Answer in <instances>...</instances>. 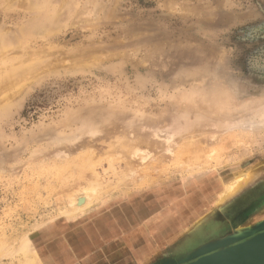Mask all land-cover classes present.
<instances>
[{
  "label": "rangeland",
  "instance_id": "rangeland-1",
  "mask_svg": "<svg viewBox=\"0 0 264 264\" xmlns=\"http://www.w3.org/2000/svg\"><path fill=\"white\" fill-rule=\"evenodd\" d=\"M221 47L264 89V0H0V264L27 247L38 264H162L133 258L135 235L222 219L181 256L263 220L264 141L224 137L192 99Z\"/></svg>",
  "mask_w": 264,
  "mask_h": 264
},
{
  "label": "clouds",
  "instance_id": "clouds-1",
  "mask_svg": "<svg viewBox=\"0 0 264 264\" xmlns=\"http://www.w3.org/2000/svg\"><path fill=\"white\" fill-rule=\"evenodd\" d=\"M231 50L221 47L211 87L192 94L204 105L210 126L224 137L264 141V89L255 88L230 64Z\"/></svg>",
  "mask_w": 264,
  "mask_h": 264
},
{
  "label": "water",
  "instance_id": "water-1",
  "mask_svg": "<svg viewBox=\"0 0 264 264\" xmlns=\"http://www.w3.org/2000/svg\"><path fill=\"white\" fill-rule=\"evenodd\" d=\"M212 242L162 264H264V221L228 240Z\"/></svg>",
  "mask_w": 264,
  "mask_h": 264
},
{
  "label": "crops",
  "instance_id": "crops-1",
  "mask_svg": "<svg viewBox=\"0 0 264 264\" xmlns=\"http://www.w3.org/2000/svg\"><path fill=\"white\" fill-rule=\"evenodd\" d=\"M187 200L188 199H185L184 201H187ZM187 203L188 202H186V204ZM196 204L197 206L193 209L196 211H199L201 205H204V201L201 199V197L198 198V201L196 202ZM184 209H185V213H187L191 209V207L189 206V203L187 204V206L184 207ZM187 220L188 219H186L184 225H182L178 229V231L179 230L184 231L183 228L186 227ZM216 220H213V219L209 221L203 220V221H200L197 225H194V222H193L192 226L190 225L188 226L189 232L188 231H185L183 233L181 232L178 235H176L178 231L175 229H171V228L165 230L164 234L162 235L157 234V236L154 234L152 235L151 238L147 237L146 236L147 234L143 233L144 231H142V234H140L141 237L139 235H135V239H137V243L135 242L133 243V246L135 247V252H133L134 254L132 253V256L133 258L134 257L141 258V261H143V263L154 262L155 258L157 257L159 258L167 257V258H170L169 260L175 261L180 257L179 254L183 249H189L191 247H194L200 242H203L211 237H215L211 233H213V229L215 228V226L222 222L221 221L222 219H219L217 221ZM194 221H197V220L195 219ZM193 228H195V231H193L190 234V231ZM145 237L146 239H144ZM149 248H152V249L149 250ZM132 256L129 257V259H132Z\"/></svg>",
  "mask_w": 264,
  "mask_h": 264
},
{
  "label": "bare ground",
  "instance_id": "bare-ground-1",
  "mask_svg": "<svg viewBox=\"0 0 264 264\" xmlns=\"http://www.w3.org/2000/svg\"><path fill=\"white\" fill-rule=\"evenodd\" d=\"M114 150V149H113ZM117 151V150H116ZM142 151L144 152V150L142 149ZM147 152V151H146ZM120 153V152H119ZM145 153V152H144ZM115 154V153H114ZM104 155V154H103ZM112 155V154H111ZM117 155V154H116ZM88 156H91L88 154ZM124 156V155H123ZM111 157V156H110ZM113 157V156H112ZM144 158V157H143ZM152 158V157H151ZM89 159V158H88ZM91 159V158H90ZM84 160L86 161L85 157ZM96 160V159H94ZM114 160V159H113ZM126 160V159H125ZM87 162V161H86ZM143 165V164H142ZM141 165V166H142ZM145 166V165H144ZM143 166V168H144ZM153 166V164H152ZM158 166V165H157ZM142 168V167H141ZM142 168V169H143ZM155 168V167H154ZM128 171V170H127ZM124 172V171H123ZM147 173V172H146ZM247 171L241 172L240 174H236V175H231L229 177L226 178V180H223L222 182V190L219 192V194L217 195V199L216 202L220 205L222 202H224V200L233 197L239 190L240 188L245 184V181L248 177L247 175ZM125 175V174H124ZM98 178V176H97ZM139 178V177H138ZM135 179V178H134ZM249 179V178H248ZM115 180V179H114ZM144 180V179H143ZM118 181V180H117ZM116 182V181H115ZM102 185V184H101ZM105 186V185H104ZM82 187V186H81ZM97 187L96 189H98V186H92V191L87 188L86 190H81L78 189V191H76L73 195L69 196L70 199L69 200V204L67 205V209L65 210L66 212H77L78 210H81L84 206H86L89 203L90 200V196L91 193H96V191L94 190V188ZM103 186H101L102 188ZM79 188V187H78ZM100 188V186H99ZM77 190V189H76ZM140 201H138L139 203ZM71 214V213H70ZM263 220H259V219H251L249 221L246 222V224L244 225H240L239 227H237L235 230H233L230 233H227L217 239H212L209 241H206L205 243L199 245L198 247H196L195 249L201 247V246H206L207 244L213 243L212 241H225L230 239L231 237L235 236L236 234H240L241 232H245V230H252V228H254V226H256L259 222H262ZM102 228V230H108V226L105 225H101L100 226ZM101 230V231H102ZM195 249L189 251L192 252ZM188 252L184 253L181 255L184 256L185 254H187ZM20 255V254H19ZM18 255V256H19ZM41 262V261H40ZM16 264H38L37 259L35 257V254L30 252V250L27 248H25V252L22 253L20 255V257L18 259H16ZM40 264V263H39Z\"/></svg>",
  "mask_w": 264,
  "mask_h": 264
}]
</instances>
